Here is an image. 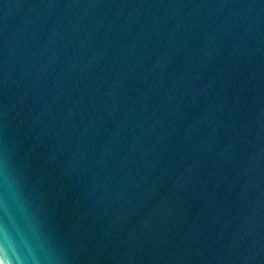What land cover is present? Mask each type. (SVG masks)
<instances>
[{
	"label": "water",
	"instance_id": "water-1",
	"mask_svg": "<svg viewBox=\"0 0 264 264\" xmlns=\"http://www.w3.org/2000/svg\"><path fill=\"white\" fill-rule=\"evenodd\" d=\"M0 264H264V0H0Z\"/></svg>",
	"mask_w": 264,
	"mask_h": 264
}]
</instances>
